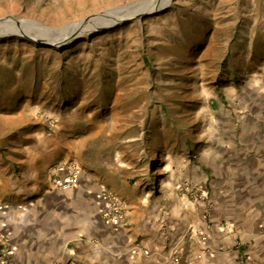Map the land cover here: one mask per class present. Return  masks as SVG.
<instances>
[{
  "label": "rangeland",
  "instance_id": "1",
  "mask_svg": "<svg viewBox=\"0 0 264 264\" xmlns=\"http://www.w3.org/2000/svg\"><path fill=\"white\" fill-rule=\"evenodd\" d=\"M146 1L0 0V18L61 29ZM159 5L119 25L107 14L59 48L0 25L2 203L60 162L121 189L200 196L202 163H234L264 131V0Z\"/></svg>",
  "mask_w": 264,
  "mask_h": 264
},
{
  "label": "crops",
  "instance_id": "2",
  "mask_svg": "<svg viewBox=\"0 0 264 264\" xmlns=\"http://www.w3.org/2000/svg\"><path fill=\"white\" fill-rule=\"evenodd\" d=\"M257 128L234 163H202L196 197L153 196L126 179L121 189L99 169L83 170L80 188L68 191L30 174L0 200V264H264V131ZM106 192L125 205L121 225L105 221ZM156 198L176 206L152 205Z\"/></svg>",
  "mask_w": 264,
  "mask_h": 264
},
{
  "label": "bare ground",
  "instance_id": "3",
  "mask_svg": "<svg viewBox=\"0 0 264 264\" xmlns=\"http://www.w3.org/2000/svg\"><path fill=\"white\" fill-rule=\"evenodd\" d=\"M171 0H148L146 1L145 4H143L140 8L137 9H126V8H116L114 10L108 11L104 14L101 15H97L95 17L90 18L89 20L86 21H81L79 23H74L72 25L63 27L61 29H57V30H51L46 28V26L39 24L37 22L34 21H22L21 25L23 28H25L24 30H30V32L33 33V31L31 30L32 28H38L40 30H38V32H36V30H34V32H36V34L32 35L29 34V37L36 41L41 40V42L44 43H53L57 48H59L61 45V43H63L66 38V36H76L79 35L81 33H89L92 30H95L96 27H92L91 22H93L96 19H99L101 17H104L107 14H116L118 16L115 17V21L116 24H119L125 20H130V19H134V18H140L142 14H150L153 12H149L146 13L147 11H151L156 9L155 3H160L159 5V9H163L164 7H166ZM149 6V7H148ZM155 12V11H154ZM0 25H4L6 27L10 28V32H13V30L17 27L19 28V25H17V23L15 21H11L8 20L5 23H0ZM15 32H19L17 30H15ZM52 36V37H51ZM44 40V41H43ZM160 158L158 156V154L153 158L152 163H156L157 161H159Z\"/></svg>",
  "mask_w": 264,
  "mask_h": 264
},
{
  "label": "built area",
  "instance_id": "4",
  "mask_svg": "<svg viewBox=\"0 0 264 264\" xmlns=\"http://www.w3.org/2000/svg\"><path fill=\"white\" fill-rule=\"evenodd\" d=\"M55 170L57 174L54 177V185L63 190L79 189L81 186V171L77 167L67 163H57ZM106 199L110 204V212L104 217L107 223L121 225L124 222L125 205L122 200L106 192ZM4 262V261H3Z\"/></svg>",
  "mask_w": 264,
  "mask_h": 264
},
{
  "label": "water",
  "instance_id": "5",
  "mask_svg": "<svg viewBox=\"0 0 264 264\" xmlns=\"http://www.w3.org/2000/svg\"><path fill=\"white\" fill-rule=\"evenodd\" d=\"M157 11H159V10H157ZM157 11H155V12H153V13H150V14H154V13H156ZM145 15H149V14H142L140 18H143ZM90 18H92V17H90ZM90 18L84 19L83 21L89 20ZM134 19H139V18H134ZM8 20L15 21V22L17 23V25H19V35H23L25 38L32 40V39L29 37V35H28L27 33L24 32L23 27H22V25H21V23H22L21 20L15 18V17L0 18V23H5V22H7ZM130 20H131V19H130ZM125 21H126V20H125ZM125 21H123V22H125ZM123 22H121V23H123ZM121 23H119V24H121ZM119 24H116V25H119ZM116 25H115V26H116ZM46 28L51 29V30H54V31L57 30V29H55V28H50V27H47V26H46ZM74 38H75V37H74ZM72 39H73V38L70 37V38L67 40L66 44L69 43ZM43 41H44V40H43ZM36 42H38V43H40V44H47V43H44L45 41H44V42H41V40H38V39L36 40ZM53 45H54V44H53ZM54 46H55V45H54Z\"/></svg>",
  "mask_w": 264,
  "mask_h": 264
}]
</instances>
